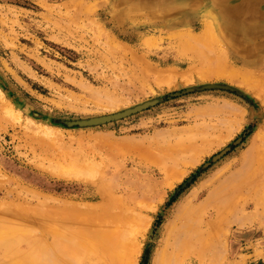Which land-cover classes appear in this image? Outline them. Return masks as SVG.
Here are the masks:
<instances>
[{
    "label": "rangeland",
    "instance_id": "1",
    "mask_svg": "<svg viewBox=\"0 0 264 264\" xmlns=\"http://www.w3.org/2000/svg\"><path fill=\"white\" fill-rule=\"evenodd\" d=\"M261 144L264 0H0V264H113L97 230L51 226L101 184L85 217L125 212L115 233L141 218L133 264H155L176 214L172 264H264ZM253 190L213 224L221 241H195Z\"/></svg>",
    "mask_w": 264,
    "mask_h": 264
},
{
    "label": "bare ground",
    "instance_id": "2",
    "mask_svg": "<svg viewBox=\"0 0 264 264\" xmlns=\"http://www.w3.org/2000/svg\"><path fill=\"white\" fill-rule=\"evenodd\" d=\"M231 8L232 7H229V6L226 7L228 14H234V13L236 14V13H238V11H236L235 8H232V9ZM228 10H229L230 13L228 12ZM209 12L210 11H208L207 13H209ZM210 15H211V13H210ZM210 17H212V16H210ZM210 17L207 15L206 19H205V25H204V28L202 29L203 32H205V33L206 32H210V30L213 29V26H214L213 23H212V19ZM256 30H257V28H256ZM188 115L190 116L189 113H188ZM259 132L260 131H258V132L256 131L255 132L256 133L255 136H259L261 134V133L259 134ZM202 134H203V132H202ZM192 139H194V138H192ZM189 141H191V140H189ZM189 141H188V143H189ZM191 145H192V142H191ZM263 162H264V144L263 145L261 144V146L259 145V147L258 146L256 147L255 152H254L253 178L255 177V180L257 178H259V177H264V170L263 169L261 170L259 168L260 166L264 165ZM100 172H101L100 178H101V180H104L105 177H106V174L109 172L108 166H106V164L101 166ZM250 172H252V171H250ZM249 174H248V176H249ZM169 185H171V184L169 183ZM259 191H258V193H259ZM254 192H257V191L256 190L247 191V192L243 193V195L240 194V196L238 195L235 198L232 197L233 199L231 198V201L227 202V204H224V206L222 208H220V207L216 208L212 212V214L210 215L209 224H211V226H215L213 224H216V222H218L220 220L221 221L224 220L226 215L228 214L229 210H231L232 208L237 207V206L244 207L247 204L248 197ZM261 192L262 193L264 192V188L261 190ZM110 193L111 192H110L109 187H107L105 184H101V185H99L98 187H95V188L93 187L90 190V192L88 193V195L90 197H96L97 196L99 198V201H98L99 203L95 202V203H92V204L81 205V206L78 205V204H76V205L75 204H71V205L69 204L71 207L69 205H67L66 212H64L62 214V216H59L57 214L53 215L52 221H51V226L54 227V226H56L55 224H58L59 222H61L63 220L71 219L72 228H71L70 233L67 232V234H66V236L69 235L68 238H71L72 236L84 233L85 231L90 230V229L97 230L98 231L97 235L95 237H93V239H90L89 243L94 244L96 242V244L94 245V250H95L96 253H100L101 254L100 255L101 256L100 260L104 256L105 257H110V259H111L112 257H114L113 256L114 254L119 253V254H122L121 256L124 257V261H126L125 264H133L134 263L133 261L135 259H137L136 257L139 254V253H135V252L136 251L139 252V249H140V245L138 244L137 237H136L137 234H134L133 230L135 229L134 228L135 226H138L142 222L141 218L136 219L132 223L128 222L120 230L116 231V233H115L114 231H111V226L115 225L116 223H119V222L123 221L128 216V214H126L125 212L124 213L123 212H116V213L115 212H111L110 213L111 215H106L104 218H102V222H101V219L97 220V221H89L85 217V215H90V214L96 212L98 206L108 197V195H110ZM254 201L256 202V200H254ZM78 215H83L84 218H82V219L76 218ZM72 217L74 219H72ZM205 223L207 224L208 222H205ZM208 227H209V225H208ZM220 227H222V225L219 226V228ZM205 228H206V226H205ZM217 228L218 227H216L215 229H217ZM166 229L167 230H166L165 242H163V248H162L159 256L157 255L156 260H154L155 264H172V262H171V253H174V250H173L174 249V244H172V241H170V238L171 237L174 238V237L177 236V214H176L174 220L166 226ZM215 229H214V227L213 228L211 227V229L209 228V231H207L205 233L204 232L200 233L199 235H197L198 236L197 240H195V239L194 240L197 241V242H200L202 244H206L208 242L214 243V242L221 241V239L223 237V234H224L222 230H224V229H219V230L218 229L215 230ZM53 232L56 234V231H53ZM107 237H110V238L114 237L112 244L109 245V246H102L100 244L101 241L103 239L107 238ZM51 248L53 249V248H56V247L52 246ZM167 250L170 251V253H167ZM202 253H207V252H202ZM21 254L22 253H20V255ZM85 254H84V257H85ZM26 255H28V254H26ZM30 256H31V254H30ZM94 256H96V255H94ZM196 256H198V255H196ZM23 257H25V256L23 255ZM84 257H83V259H84ZM117 257L120 259L119 256H117ZM201 257H203V256H200V257L198 256V259L192 257V258H190L188 260V263L189 264H196V263L199 262V259H201ZM118 258H112V259H116L117 260V261L116 260H112V261H114V262L116 261L115 264H117V263L120 264L123 260L122 261L121 260L118 261ZM24 259H26V258H24ZM27 259L25 260L26 262H27ZM202 260L203 259H201V261ZM18 261H19V259H18ZM34 261H32V262H34ZM81 261L83 262V260H81ZM108 261L110 262V260H108ZM20 262H22V263H19V264L26 263L24 261H20ZM44 262H46V261H44ZM114 262H113V264H114ZM17 264H18V262H17ZM26 264H28V263H26Z\"/></svg>",
    "mask_w": 264,
    "mask_h": 264
}]
</instances>
